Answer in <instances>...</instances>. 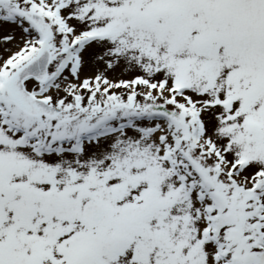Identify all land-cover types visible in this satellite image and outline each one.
I'll list each match as a JSON object with an SVG mask.
<instances>
[{"label": "snow or ice", "instance_id": "obj_1", "mask_svg": "<svg viewBox=\"0 0 264 264\" xmlns=\"http://www.w3.org/2000/svg\"><path fill=\"white\" fill-rule=\"evenodd\" d=\"M0 264H264V0H0Z\"/></svg>", "mask_w": 264, "mask_h": 264}]
</instances>
